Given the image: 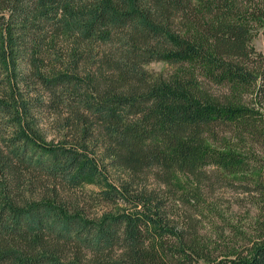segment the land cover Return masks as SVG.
<instances>
[{"label": "trees", "instance_id": "16d2710c", "mask_svg": "<svg viewBox=\"0 0 264 264\" xmlns=\"http://www.w3.org/2000/svg\"><path fill=\"white\" fill-rule=\"evenodd\" d=\"M259 26L264 0H0V264H264V219L208 238L144 184L177 189L184 175L195 185L180 196L199 197L211 175L256 172L264 204ZM45 106L61 107L73 143L41 136ZM94 137L128 173L121 185L90 154ZM38 177L53 188L36 197ZM89 180L116 207L99 218L58 202V182Z\"/></svg>", "mask_w": 264, "mask_h": 264}, {"label": "rangeland", "instance_id": "374dc122", "mask_svg": "<svg viewBox=\"0 0 264 264\" xmlns=\"http://www.w3.org/2000/svg\"><path fill=\"white\" fill-rule=\"evenodd\" d=\"M253 45L258 51L264 53V27L259 26L257 28ZM146 68L154 73L165 74L174 70V66L165 61L151 62L146 65ZM43 97L47 98L44 95ZM36 114V121L45 141L54 145L74 142L71 137H68L70 140L68 138L63 140L66 137L61 126V107L45 106ZM88 147L90 154L96 156L100 166L107 172L113 183L121 185L124 180L128 179L126 170L112 163L108 156L107 146L102 144L100 140H97L96 137L88 140ZM24 172L28 174V171ZM257 175L256 172L251 175L238 173L234 175L235 179L232 180V183L228 178L224 179L211 175V178L206 179L203 192L199 197H194L193 193L180 196L183 191L195 185L190 177L184 175L178 177L177 189H169L156 181L152 174L147 176V181L144 184L146 183L149 189H157L162 194L167 202L170 216L175 222H183L187 216H190V219L195 220L201 234L208 238L228 240L237 236L240 238L246 235L250 236L259 220L264 219L263 195L254 188ZM28 180L26 177L25 181ZM33 182L32 194L36 197L45 189L51 191L53 188V185L46 187L44 183L48 184V180L44 181L40 177L34 179ZM58 183L60 190L58 202L67 203L72 207L77 206L78 210L80 209L84 215L90 218H99L106 211L116 208L113 205L94 200L95 192L101 188L93 180H89L76 189H70L61 182ZM199 264L204 263L200 262Z\"/></svg>", "mask_w": 264, "mask_h": 264}]
</instances>
